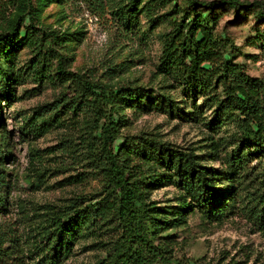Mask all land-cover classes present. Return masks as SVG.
<instances>
[{
    "label": "rangeland",
    "instance_id": "rangeland-1",
    "mask_svg": "<svg viewBox=\"0 0 264 264\" xmlns=\"http://www.w3.org/2000/svg\"><path fill=\"white\" fill-rule=\"evenodd\" d=\"M239 1H259L264 6V0ZM145 5L150 6L149 12ZM174 5L185 8L187 0H34V24L39 30L56 32L51 45L63 54L70 71L97 82L150 91V96L131 106L122 104L124 108L114 115L122 137H152L171 150L191 153L198 169L212 177L214 187L224 191L235 186L236 194L231 200L225 198L228 204L213 218L167 178L149 184L148 206L162 210L163 215L178 211L181 217L179 224L175 222L162 233L171 235V260L181 264H264V223L253 219L249 195L258 187L259 193L264 192V182L241 184L227 170V156L242 144L243 135L231 120L213 121L215 105L204 96L192 100L178 80L159 70L164 34L179 17L170 13ZM215 13L219 18L213 33L219 49H230L233 61L245 73L264 81V22L252 9L236 12L218 7ZM5 25L0 22V31ZM35 50L20 46L9 57L0 58V66L7 71V77H0V90L4 85L10 90L0 93L9 145L0 161L7 199L5 209H0V264H95L105 257L100 242L108 240V232L88 234L56 258H50L41 237L54 211L81 196L87 197L86 205L99 191L101 181L86 157L85 136L90 129L83 112L61 108L55 117L32 119L41 106L60 101L70 90V80L55 73L56 58L48 49H41L47 57L44 70L42 62L38 67L32 64L38 58ZM214 86L211 92L219 93L218 82ZM43 120L45 128L40 127ZM263 164L264 158H254L249 168ZM149 170L166 176L175 173L166 161L153 163ZM228 177L234 181L229 182ZM114 221L104 227H112Z\"/></svg>",
    "mask_w": 264,
    "mask_h": 264
},
{
    "label": "trees",
    "instance_id": "trees-1",
    "mask_svg": "<svg viewBox=\"0 0 264 264\" xmlns=\"http://www.w3.org/2000/svg\"><path fill=\"white\" fill-rule=\"evenodd\" d=\"M144 7L149 12L150 6ZM218 7L236 12L252 9L255 17L264 22V6L259 1L187 0L185 8L174 5L170 13L179 14V17L171 30L164 34L159 70L178 80L186 96L192 100L204 96L215 105L213 121L231 120L235 123L243 141L227 156L229 175H236L241 184H252L253 181L261 184L264 182V164L255 169L249 168V163L254 158H264V81L245 73L241 64L233 61L230 49H219V41L213 33L219 18L215 13ZM34 20V0H0V22L6 23L0 31V58L9 57L20 46H28L36 49L38 58L31 62L35 67L43 63L41 71L47 58L41 53L43 47L56 58L54 71L70 80V90L60 101L41 106L32 119L44 115L46 119L55 117L61 108L75 114L76 111L83 112L90 129L85 136L86 157L101 181L99 191L93 194L89 203L83 205L87 201L85 196L75 198L49 217L41 237L46 240L50 258L71 249L77 240L88 234L97 232L99 236L108 232V240L100 242L105 257L95 264H181L171 260V235H162L176 225L175 222L180 223L179 212L167 211L163 215L162 210L149 207L145 202L151 189L149 186L167 178L213 218H217L228 204L225 198L228 196L231 200L236 194L235 186H227L224 191L214 187L212 177L208 178L198 169L196 156L191 153L171 150L152 137H122L119 121L114 115L134 101L150 96V91L131 85L97 82L87 79L83 73L70 71L65 67L63 54L51 45L56 32L39 30ZM229 46L232 47V43ZM6 73L0 66L1 79L7 77ZM216 82L221 87L220 92L212 93ZM8 89L4 85L0 93L9 94ZM160 96L166 99L164 94ZM122 104H125L123 108ZM45 124L43 120L40 127L45 128ZM4 128L0 113V161L6 156L3 153L9 151ZM243 144H246L244 148L241 147ZM135 161L139 165H135ZM164 161L175 170L173 175H159L149 170L153 163ZM1 172L2 210L7 199ZM227 180L234 181L229 177ZM258 188L249 194L250 213L253 219L264 223V192L259 193ZM183 203L185 205V200ZM112 221V227H104Z\"/></svg>",
    "mask_w": 264,
    "mask_h": 264
}]
</instances>
